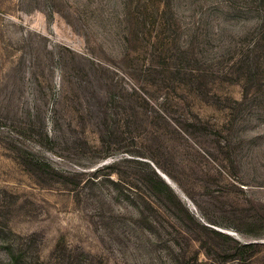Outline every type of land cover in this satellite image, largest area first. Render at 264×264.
Here are the masks:
<instances>
[{"label": "rangeland", "instance_id": "obj_1", "mask_svg": "<svg viewBox=\"0 0 264 264\" xmlns=\"http://www.w3.org/2000/svg\"><path fill=\"white\" fill-rule=\"evenodd\" d=\"M191 118L209 131L176 133ZM238 243L264 264V8L0 0V264H239Z\"/></svg>", "mask_w": 264, "mask_h": 264}, {"label": "trees", "instance_id": "obj_2", "mask_svg": "<svg viewBox=\"0 0 264 264\" xmlns=\"http://www.w3.org/2000/svg\"><path fill=\"white\" fill-rule=\"evenodd\" d=\"M255 3H258V5L262 8H264V0H253ZM157 27V26H156ZM165 44L162 39L159 40V38H156L154 40V45L153 48L155 52H159L160 54H164L168 52L167 48H164L162 45ZM263 48V47H262ZM257 51L261 50L260 44L257 45L256 48ZM262 63L258 62L256 65V68L261 71ZM186 129H182L180 125H176L175 131L178 134H181L182 136H191V133H206L209 131L210 127L208 125H205L204 122L201 120H193L192 118L190 120H186L185 123L183 124ZM137 163V162H136ZM139 165V163H137ZM140 165L144 166L146 169L144 170V175H145V181L147 185L150 184H155L156 187L161 188L164 193L168 194L169 197H174L175 194L172 193L171 189L168 187V185L165 183V181L162 179V177L157 174L156 170L154 167H150L147 164H141ZM146 185V186H147ZM150 209H152L151 205H149ZM154 209H152L153 211ZM156 211V210H155ZM157 213V211H156ZM159 214V213H157ZM160 215V214H159ZM194 219V218H193ZM257 247V245L253 244H248V245H240L239 243L237 244L235 248V253L234 255H230L231 260L233 261H238L239 264H248V256L250 254H253L254 248ZM195 262L194 260H192ZM205 264V263H201Z\"/></svg>", "mask_w": 264, "mask_h": 264}, {"label": "water", "instance_id": "obj_3", "mask_svg": "<svg viewBox=\"0 0 264 264\" xmlns=\"http://www.w3.org/2000/svg\"><path fill=\"white\" fill-rule=\"evenodd\" d=\"M154 169L156 170L157 174H159L166 181L168 185L170 186L172 185L170 179L165 174L159 171L155 166H154Z\"/></svg>", "mask_w": 264, "mask_h": 264}]
</instances>
